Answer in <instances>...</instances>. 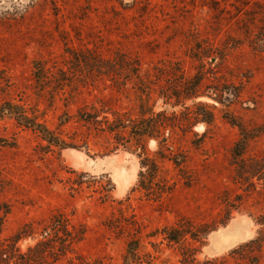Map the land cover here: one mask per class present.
Segmentation results:
<instances>
[{
  "label": "rangeland",
  "instance_id": "rangeland-1",
  "mask_svg": "<svg viewBox=\"0 0 264 264\" xmlns=\"http://www.w3.org/2000/svg\"><path fill=\"white\" fill-rule=\"evenodd\" d=\"M119 1L0 0V102L37 110L80 146L0 121V201L12 206L3 235L62 212L85 229L73 248L86 264H122L129 241L132 264H264V132L235 158L239 130L225 118L246 130L264 122V0ZM196 78L202 94L175 109L162 98L156 111L161 93ZM227 87L228 105L216 100ZM148 110L166 121L125 151ZM226 225L214 244L241 239L213 254L210 234Z\"/></svg>",
  "mask_w": 264,
  "mask_h": 264
},
{
  "label": "trees",
  "instance_id": "trees-1",
  "mask_svg": "<svg viewBox=\"0 0 264 264\" xmlns=\"http://www.w3.org/2000/svg\"><path fill=\"white\" fill-rule=\"evenodd\" d=\"M119 4L123 8H130L133 5V0H120ZM35 81L41 86L47 83L49 79L44 71L43 64L40 62L34 63ZM60 74H64V71H60ZM67 80V79H60ZM63 82V81H61ZM201 78H196L194 81L185 83H179L175 86L177 93L171 91L161 93L158 98L155 99V107L157 106L158 112L161 109H165L164 106H159V100L164 98L165 103L170 104L171 98L174 99V103L170 108H178L179 104L185 99H193L196 96L202 94L199 90V84ZM62 84V83H61ZM229 96L233 98L237 96L236 91L232 87L217 90L216 100L221 104H229ZM146 97L150 99V93H146ZM166 105V104H165ZM168 108V107H166ZM154 112L152 110L140 111L137 119L131 122L129 126L130 138L126 144H119L122 148L133 153L132 145L136 144L137 140L144 137H154L155 133L160 126V123L166 121L165 118L155 120ZM66 116V115H65ZM231 125L236 126L239 130V137L234 142L231 148V154L235 158H240L248 144L252 139L257 137L261 132H264V122L256 128L251 130L244 129L240 124L236 123L230 117H226ZM4 119H12L17 126L29 129L35 132L43 141L49 146H55L59 149L63 147H75L80 146L66 143L61 137L52 130L43 120V117L37 110L26 107L24 104L5 100L0 102V121ZM81 120L90 121V119ZM204 122H208L210 119L203 118ZM67 119L61 121V124L65 123ZM124 126L121 127L124 128ZM110 130H114L115 127H108ZM119 147V146H117ZM115 147L111 150L117 149ZM142 164V163H141ZM75 172V171H71ZM12 210L11 204L0 201V264H60L62 260L63 264H86L82 256L74 252V244H77L84 238L85 229L83 225L71 224V221L67 218L66 214L57 212L53 214L46 223L40 224L39 227L34 226V222H28L20 225L15 231L9 235H3L4 226L7 216ZM168 234V233H166ZM171 241H177L176 236L168 237ZM26 239H31L32 244L27 245L24 249L20 247V242ZM137 243L135 241H129L126 245V250L122 264H132L138 260ZM68 253L74 254L72 257H68ZM192 261H196L195 253H190ZM211 259L205 260L208 262ZM204 261V262H205Z\"/></svg>",
  "mask_w": 264,
  "mask_h": 264
},
{
  "label": "water",
  "instance_id": "water-1",
  "mask_svg": "<svg viewBox=\"0 0 264 264\" xmlns=\"http://www.w3.org/2000/svg\"><path fill=\"white\" fill-rule=\"evenodd\" d=\"M61 149H69V150H71V151H75V152H77L75 149V147H63V148H61ZM124 149V148H123ZM116 150H118V149H116ZM115 150V151H116ZM125 151H127L126 149H124ZM129 152V151H128ZM231 218H229L228 219V221L230 220ZM227 227V225L225 226V227H223V228H220V229H218V230H216V231H214V232H212L211 234H210V238H211V241H212V243H213V246L212 247H210L209 248V251H211V253H213V254H217V253H222L223 251H225V250H227V249H229V248H231L233 245H235V243H237L240 239H241V237H237V238H235V239H232V240H229V241H227V242H225V243H220V244H214V239L216 238V237H219L220 235H222L225 231H227V229H225ZM209 233V232H208ZM207 233V234H208ZM206 234V235H207Z\"/></svg>",
  "mask_w": 264,
  "mask_h": 264
},
{
  "label": "bare ground",
  "instance_id": "bare-ground-1",
  "mask_svg": "<svg viewBox=\"0 0 264 264\" xmlns=\"http://www.w3.org/2000/svg\"><path fill=\"white\" fill-rule=\"evenodd\" d=\"M225 235H227V234H225ZM237 235H241V234L238 233V234L234 235V237L237 236ZM229 236H230V235H229ZM241 236H242V235H241ZM230 237H233V235H231ZM237 237H240V236H237ZM237 237H235V238H237ZM242 237H243V236H242ZM232 239H234V238H224V239H222L223 242H221V243H225V242H227V241H229V240H232ZM220 240H221V239H220ZM220 240H219V239L217 240V244H220V242H219ZM218 242H219V243H218Z\"/></svg>",
  "mask_w": 264,
  "mask_h": 264
}]
</instances>
